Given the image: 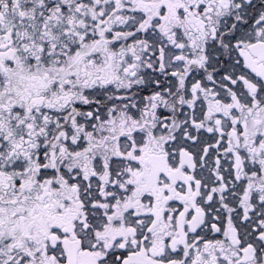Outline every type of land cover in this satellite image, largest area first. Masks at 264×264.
Listing matches in <instances>:
<instances>
[{
    "label": "snow or ice",
    "instance_id": "6c2138e0",
    "mask_svg": "<svg viewBox=\"0 0 264 264\" xmlns=\"http://www.w3.org/2000/svg\"><path fill=\"white\" fill-rule=\"evenodd\" d=\"M0 264H264V0H0Z\"/></svg>",
    "mask_w": 264,
    "mask_h": 264
}]
</instances>
